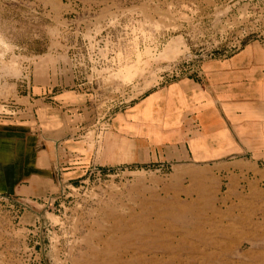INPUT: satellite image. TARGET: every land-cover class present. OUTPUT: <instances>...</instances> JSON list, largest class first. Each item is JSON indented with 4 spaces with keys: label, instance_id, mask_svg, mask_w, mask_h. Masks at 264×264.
<instances>
[{
    "label": "rangeland",
    "instance_id": "obj_1",
    "mask_svg": "<svg viewBox=\"0 0 264 264\" xmlns=\"http://www.w3.org/2000/svg\"><path fill=\"white\" fill-rule=\"evenodd\" d=\"M246 43L264 47V0H0V122L50 70L67 77L51 91L86 94L100 151L108 115ZM176 175L119 163L42 200L0 195V264H264V169Z\"/></svg>",
    "mask_w": 264,
    "mask_h": 264
},
{
    "label": "crops",
    "instance_id": "obj_2",
    "mask_svg": "<svg viewBox=\"0 0 264 264\" xmlns=\"http://www.w3.org/2000/svg\"><path fill=\"white\" fill-rule=\"evenodd\" d=\"M50 77L51 89L67 80L60 73L55 83ZM38 79L13 113L20 115L0 122V195L42 200L96 166L119 163L168 162L178 180L180 174L228 176L264 169V47L259 44L246 43L229 56L202 62L198 78L183 76L147 88L96 127L100 151L98 134L90 139L84 132L95 126L94 116L86 119V94L51 91Z\"/></svg>",
    "mask_w": 264,
    "mask_h": 264
},
{
    "label": "built area",
    "instance_id": "obj_3",
    "mask_svg": "<svg viewBox=\"0 0 264 264\" xmlns=\"http://www.w3.org/2000/svg\"><path fill=\"white\" fill-rule=\"evenodd\" d=\"M197 75H198V76L200 75V71L197 73ZM15 112H16V111H10V110H9V113H10V114L15 113ZM110 116H111V115H108V116L106 117V119L103 121L104 124H105V123L107 124V123L109 122ZM90 172H92V170L89 171L88 174H89Z\"/></svg>",
    "mask_w": 264,
    "mask_h": 264
}]
</instances>
